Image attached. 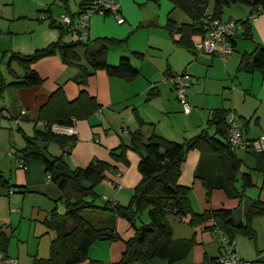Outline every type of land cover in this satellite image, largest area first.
Masks as SVG:
<instances>
[{"label":"crops","instance_id":"0c3cea01","mask_svg":"<svg viewBox=\"0 0 264 264\" xmlns=\"http://www.w3.org/2000/svg\"><path fill=\"white\" fill-rule=\"evenodd\" d=\"M81 1L76 3L75 14L70 15L69 0H66L65 7L73 21H76L82 9ZM116 1L120 5L123 23L118 24L115 17L107 19L108 16L105 15H93L89 20L86 42L89 47H93L95 41L100 39L118 41L117 45L107 46V63L117 65L121 58H127L139 70V76L131 82H126L109 77L104 71L98 70L88 77L84 89L89 96L94 97L99 110L75 122L73 127L77 139L65 160L72 169L83 168L94 160L112 165L115 171L108 175L117 188L109 187L108 184L107 187L113 191L112 196L104 195L102 201L121 204L120 192H131L140 180L137 169L139 159L127 149L126 163L115 161L111 152L119 154L117 149L121 144L129 147L130 137L137 131H140L144 138L154 133L171 141H184L195 135L203 126L206 128L207 120L216 110L233 112L235 119H239V128L243 125L247 133H253V136L243 139L244 141L264 135V74L237 72L241 55L251 52L254 48V42L240 38L239 33H236L234 38L249 42L250 45L236 43L234 39L233 53L222 61L194 51L188 52L177 43L178 35L171 37L163 28L168 20L177 26L192 23L189 15L174 6L172 0ZM236 6L239 7L229 11V18L221 17V20L246 19L248 11L241 5ZM211 13L212 10L207 11V14ZM151 22L154 23L153 26L147 25ZM47 25L39 26L35 36L16 40L17 44L13 43L10 50L25 56L56 42L60 38L59 31L50 27L49 23ZM251 28L254 41L264 45V12L251 21ZM197 37L192 38L193 42ZM238 49L241 52H238ZM4 51L3 40L0 39V53ZM79 63L87 66L83 59ZM32 68L43 80V84L27 89L6 88L1 94L4 96L3 105H0V118L4 119L3 123L0 121V173L6 181V184H0V227L4 229L8 239L4 253L17 259V264H32L34 258L49 257L45 252L40 253L38 245L41 242L40 237L48 234L50 248L53 233L44 222L54 209L58 211L60 193L49 181L41 163L30 160L25 168H19V154L12 147L18 143L22 148L23 135L29 136V129L41 126L39 110L46 104L52 92L61 89L66 100L73 101L80 91L78 68L65 66L57 56L42 58L33 64ZM179 74H188L191 78V84L185 90L191 106L188 115L181 112L175 93L167 82L169 76ZM5 94L8 97L7 103ZM21 111H26V115L21 116ZM173 115L180 119L181 127L176 124L178 120H172ZM137 117L143 124L138 123ZM17 118L21 120L18 126L14 123ZM11 124L16 127L12 128ZM207 129L213 132L212 128ZM12 130L21 137L16 140L15 136L9 133ZM242 151L251 154L247 150ZM57 153L60 154V149ZM237 157L240 159L238 154ZM199 163L200 153L191 150L180 167L179 184L190 188L191 209L195 213L205 210H237L241 204L234 193L239 192L236 185L240 182L239 175L238 181L234 183L233 188L228 187V191L214 189L208 192L195 177ZM241 166L242 164L240 169ZM240 169L239 173H243ZM117 174L120 176L117 177ZM46 181L52 185H48ZM252 183L253 186L245 190V196L248 199L264 201V179L262 182L258 179L254 182L252 179ZM94 212L103 218L102 226H113L121 238L119 242L110 241L103 245L106 251L104 259H109V262L103 260L102 263H117L124 252V242L133 236V231L124 220L110 221V213L101 210ZM168 223L174 240L194 238L196 242L187 257L174 264H202L204 257L216 259L219 256L218 241L209 232L200 227H190L186 220L179 221L173 217H168ZM252 228L256 233L254 240L239 234L234 236L235 252L240 264H264L261 257L264 251V216L255 218ZM31 240H37L33 248L30 246ZM138 264L167 263L154 258Z\"/></svg>","mask_w":264,"mask_h":264},{"label":"trees","instance_id":"16d2710c","mask_svg":"<svg viewBox=\"0 0 264 264\" xmlns=\"http://www.w3.org/2000/svg\"><path fill=\"white\" fill-rule=\"evenodd\" d=\"M66 3V0H57ZM90 0H82V13L87 9ZM174 6L186 12L192 23L176 25L168 20L164 29L172 37L179 36L177 43L188 52L194 51V36L205 33L204 19L211 17L221 20L225 7L241 5L248 11V17L238 20L241 26L239 37L254 42V48L249 53H243L238 62L237 72L264 74V45L254 41L250 14L264 12V0H213L212 13L207 14L208 0H172ZM78 14V15H79ZM108 16V15H105ZM47 19V18H46ZM153 26L154 23L147 24ZM49 26L57 29L60 38L49 46L36 50L30 55L11 53L5 61L11 81H6L0 71V90L6 88L27 89L41 86L43 80L32 68L38 60L58 55L63 64L74 66L80 72L78 85L80 87L77 98L67 101L63 91L57 89L52 92L45 105L39 110L40 127H35L31 137L23 135L24 146L16 150L19 158L25 165L35 160L44 166L49 181L60 193L59 202L63 206V213L56 209L44 222L53 233L50 243L49 257L46 259L34 258L32 264H103L98 260L88 258L91 245L97 241H118L119 234L113 226L100 227L91 222V218L81 215L83 211L96 210L111 214V220H124L133 231V236L124 242V252L120 261L114 264L145 263L154 258L174 264L185 259L196 244L195 239L174 240L168 217L179 221H187L190 227H200L211 233L218 241L219 254L221 232L232 243L234 236L242 235L249 240L256 238L252 221L264 216V201L248 199L244 192L253 186L251 175L248 172L239 174L241 160L236 150H232L227 142V119L231 111H213L207 120V127L198 134L185 139L182 143L168 140L157 134L144 138L140 131L130 137V146L120 145L117 151L111 152L115 161L126 163L125 152L131 149L139 155L138 173L140 180L134 187L129 203L103 202L97 205L99 195L96 187L104 180L113 183L109 173L115 168L108 162L94 160L87 166L71 168L65 158L71 152L76 142V135L66 136L51 131L52 126L73 127L75 122L85 119L99 110L94 97L89 96L84 87L87 79L95 71H104L107 76L131 82L139 76L136 69L127 58H121L117 65L107 63V46L117 45L118 41L100 39L95 46L89 47L86 41L64 42V33L71 30L55 20H50ZM143 27V26H140ZM234 36L230 44L234 50ZM237 36V35H236ZM195 52V51H194ZM83 59L87 66L79 62ZM16 65L21 69L17 75L12 68ZM138 123L143 121L137 117ZM213 129L209 134L207 128ZM55 144L60 149L59 155L48 152V146ZM197 150L200 153V163L195 177L201 181L209 192L214 189L228 191L234 183L241 182V191L234 193L241 206L237 210H205L195 213L190 206V188L179 184L180 167L187 153ZM250 152V151H249ZM255 169L262 172L264 169V153L255 154ZM0 184H6L0 173ZM243 203V204H242ZM147 212L148 222L140 219L143 212ZM90 217V216H89ZM7 238L4 229L0 227V251L5 252ZM5 254V253H4ZM217 259L204 257L202 264H217Z\"/></svg>","mask_w":264,"mask_h":264},{"label":"rangeland","instance_id":"374dc122","mask_svg":"<svg viewBox=\"0 0 264 264\" xmlns=\"http://www.w3.org/2000/svg\"><path fill=\"white\" fill-rule=\"evenodd\" d=\"M77 1L78 0H69L70 15L75 14V12L77 10V6H76ZM212 6H213V0H209L208 8H207L208 12H210L212 10ZM235 7H239V6L231 5V6L225 7L223 9V13H222L221 17L223 19L229 18L230 17L229 11L236 9ZM70 15L68 14L64 3L54 2V0H0V39L3 40V46L5 47V51L0 53V71H1L2 76L5 78V80L7 82L11 81V77L7 71L5 61L8 59L9 54L15 52V51L10 50V48H12L13 43L17 44L16 40H22L23 38H30L31 36H35L37 34V32L39 31L38 27L41 25H47L50 22V20H55L56 24H57L62 19V17H64V16L70 17ZM42 16H45L47 18V20L43 23H40L41 22L40 18ZM95 16H97V14H95ZM113 18H114L113 15H108V17H107V19H113ZM13 39H14V41H13ZM62 40L64 42H67V43L78 41L76 35H74V33L72 35L69 32L63 34ZM235 42L239 43L241 41L236 38ZM241 43H244L246 45H250L249 42H245V41H242ZM238 52H241V51H239V49H238ZM52 56H57L60 59V57L58 55H52ZM48 57H50V56H48ZM60 61H61V59H60ZM65 66H67V65H65ZM12 68L15 70L17 75H20L22 73L21 69L19 67H17L16 65H13ZM8 91L9 90H7V92ZM3 92H5V90L4 91L0 90V105L1 106L3 105L2 97H4V96L1 95V94H3ZM5 97H7V94H5ZM5 100L7 103L8 97ZM9 112H11V111H9ZM2 120L4 121V119L1 117L0 118L1 123H3ZM172 120H178L176 118V115L172 116ZM5 121L8 122V120H5ZM237 121H239V119ZM196 122L198 123L199 120L197 119ZM176 124L180 127L182 126V122L180 121V119L178 121H176ZM5 125H6V123H5ZM31 125H32V123H31ZM11 126H12V128L16 127L15 125L13 126V124H11ZM6 128L8 130V126ZM204 128H205V126L202 127V129H204ZM202 129L198 130L197 133H195V135L198 134ZM240 129H241V134H242L244 140L247 138H250V136H253L252 132L247 133L245 131V127L243 125H241ZM252 130L255 131L254 128H252ZM33 132H34V129H32V128L29 129V131H28L29 137H31L33 135ZM207 132L209 134L213 133L211 129H207ZM9 133H11V135L15 136L16 140L19 139L20 135L17 136L18 134H17V132H15V130L9 131ZM16 140L14 139L13 141L16 143ZM175 142L182 143L183 139H177V141H175ZM17 144L18 143H16L12 147V148H14L15 152L17 149L20 148L19 147L20 145H17ZM57 150H59V148L55 144H50L48 146V152L52 155H58L59 153H57ZM132 153L135 154L139 159V155L136 152L132 151ZM237 154L241 159V164H242L241 169H240L241 172H249L252 175V179L254 182L257 181V179L260 182H262V180L264 179V170H263V172H260V171H257L255 169L254 156L252 154H248V153L242 151L241 149L237 150ZM46 182L48 185H50V186L52 185L49 181H46ZM107 185L109 187L114 186V184L112 182H110L109 180H104L100 185H98L96 187V192L99 195V199L97 200L96 204L99 206L103 204L102 198L104 195L105 196H108V195L112 196L111 193L113 191H112V189L107 187ZM236 185H237L239 191H241L240 182L236 183ZM132 191L127 192V191L123 190L122 192H120L121 199L119 198V200H120L121 205H127L129 203L130 197L132 195ZM128 193H130V194H128ZM58 203H59L58 204V213L62 214L63 213V206L60 204L59 201H58ZM81 215L86 217L87 219L91 218V222L94 225L104 227V226H102L104 224V223L102 224L103 218L100 217V215H98L97 213L92 212L90 214V211H83L81 213ZM140 219L144 223L148 222V217H147L146 211L140 215ZM31 241L32 242L30 243V246H31V248H33L34 246H36L37 240H35L34 242H33V240H31ZM40 241L41 242H39V245H38L39 249L41 251L40 253L45 252V254H49V252H50V248H49L50 235H48V234L43 235L42 237H40ZM105 242L108 244L110 241L94 242L91 245V247L89 248L88 258L98 260L101 263L103 260H107V262H109V259H104V256H106L105 248H103V245L106 244ZM106 247H108V245H106ZM121 256H120V258H121ZM134 264H138V263H134Z\"/></svg>","mask_w":264,"mask_h":264},{"label":"built area","instance_id":"2783aa9c","mask_svg":"<svg viewBox=\"0 0 264 264\" xmlns=\"http://www.w3.org/2000/svg\"><path fill=\"white\" fill-rule=\"evenodd\" d=\"M95 14L101 16L113 15L118 24H122L124 21L120 5L116 0H90L87 9L78 15L76 21L64 16L58 23L67 26L76 35L78 40L86 41L89 20ZM257 16L256 12H252L250 19L255 20ZM40 20L46 21L47 19L45 16H42ZM204 28L205 33L202 36H198L193 43L194 51L198 54L216 57L225 61L233 53L229 40L241 30L240 24L236 21H223L206 17L204 19ZM167 82L175 93L182 113L185 115L190 114L191 106L185 95V90L191 84L190 76L187 74L169 76ZM20 114L21 116H25L26 111H21ZM14 123L18 126L21 120L17 118L14 120ZM51 131L66 136L76 135L74 127L52 126ZM227 142L232 150L243 149L255 154L264 153V135L251 141H244L239 123L235 119L233 112H230L227 119ZM25 166L24 161L19 159L18 167L23 169ZM116 176L119 177L120 175L117 174ZM114 186L117 188L115 184ZM218 234L220 235L221 252L218 256L217 264H240V259L235 252L234 242L230 243L221 232H218ZM261 257L264 260V251L261 253ZM0 264H17V259L9 257L0 251Z\"/></svg>","mask_w":264,"mask_h":264}]
</instances>
